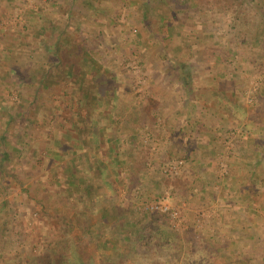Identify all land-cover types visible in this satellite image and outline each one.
I'll return each instance as SVG.
<instances>
[{"label":"rangeland","instance_id":"rangeland-1","mask_svg":"<svg viewBox=\"0 0 264 264\" xmlns=\"http://www.w3.org/2000/svg\"><path fill=\"white\" fill-rule=\"evenodd\" d=\"M85 1L93 8L78 25L60 10L69 0H0V264H40L61 242L70 264L219 263L213 248L186 249L203 238L229 246V263L264 264V0ZM176 65L189 67L190 85L216 69L220 100L205 88L189 115L193 89L178 87ZM80 145L116 185L94 177L80 151L88 201L61 177ZM64 149L72 154L53 168ZM167 214L172 244L154 238ZM133 217L142 236L113 225Z\"/></svg>","mask_w":264,"mask_h":264},{"label":"trees","instance_id":"trees-1","mask_svg":"<svg viewBox=\"0 0 264 264\" xmlns=\"http://www.w3.org/2000/svg\"><path fill=\"white\" fill-rule=\"evenodd\" d=\"M202 1H204V0H201V2ZM219 2H221L220 0H216V6H219ZM215 6V5H214ZM83 53H85L86 54V56L85 57H87L88 59H90L92 62H95V59H94V55H91V54H93V53H91V51H88V50H84V52ZM187 66V65H186ZM185 65H183V66H181V67H183L184 69H185V67H186ZM70 68V67H69ZM61 71V70H60ZM62 71H63V69H62ZM69 71V72H68ZM70 70H66V73L69 75L70 74ZM186 72H188V73H186ZM184 73L188 76L189 74H190V72L189 71H184ZM50 77H53V74H51V73H49V72H45V73H43V77H42V81H44V80H47V78H50ZM55 77V76H54ZM77 80H78V78H76ZM76 79H73L72 81H74V80H76ZM76 80V81H77ZM58 82H60V81H58ZM150 99H152V101L153 102H155V98H153V97H150ZM147 111H148V115L150 116V115H152V109L151 108H149L148 109V107H147ZM7 134H4L3 136H2V140L4 141V143L8 140V138H7ZM36 135H33L32 136V134L31 135H28V138L30 139V138H32V137H35ZM23 138V137H22ZM23 139H25V138H23ZM20 140V144H21V141H22V139H19ZM32 140H34V141H36V139H34V138H32ZM17 141L18 140H16V141H14L13 143H12V145L14 146V147H16L17 149H19V148H23V145H20V144H18L17 143ZM28 148H29V152H30V154H28V155H32V157L34 158L35 157V155L37 156V153L39 152L38 151V149H37V147H35V145L31 142V144H29V146H28ZM85 148L86 147H84L83 145H80L77 149H75V150H77L76 152L74 151V154L76 155V156H74L73 158H71L64 166H62V170L61 171H64V175H61V173H60V175H61V177H65L66 175H65V172L66 173H68L69 174V177H70V181H69V183H68V186L69 185H77L78 187H79V193H78V195L80 196L79 198H80V200H84V201H88L90 198H92L93 196H95V192H93V182H91L90 180H89V178H87L85 175H83L82 173H83V169H82V167L81 166H77L76 164H74L75 163V161H78L79 159H80V156H79V152L81 151L82 153H83V151H84V153H83V155L82 156H84L83 157V159H85V160H87L88 159V164H89V169L91 170V171H93V176L94 177H96V178H99L100 176H103V175H101V174H104V184L108 187V188H115L116 187V185L113 183V182H110V181H108V180H106L105 181V178L106 179H109L110 180V173L108 172V170L105 168V164H104V168H101V166H100V161H98V159L93 155V154H91V153H89V152H85ZM16 151H19V150H16ZM51 151V150H50ZM52 152V151H51ZM1 153H2V157L3 158H5L6 157V159H8V158H10V156H11V150H9V149H7V148H4V149H1ZM42 154H43V151L41 152ZM86 153V154H85ZM53 154H54V156H53V160H56V162H55V164H54V161L52 162V164H53V168H55L56 169V166L54 167V165H56L57 164V162H58V160L59 159H63L65 156H70L71 154H72V151H70V150H62V152H55V151H53ZM108 154H112V161H120V157H121V155H119V151L115 148V146H114V148H109V151H108ZM90 155V156H89ZM32 158V159H33ZM72 159H74V160H72ZM30 160L31 159H27V162L26 163H30ZM52 164L50 163V165L52 166ZM87 168V167H86ZM57 169H59V168H57ZM85 169V168H84ZM106 170V171H105ZM57 171V170H56ZM87 171V170H86ZM57 172H59V171H57ZM59 175V174H58ZM58 175H56V176H58ZM56 176H54V177H56ZM67 177V176H66ZM76 178H78V180H76ZM65 186V185H64ZM67 186V187H68ZM66 187V186H65ZM69 197H74V195H72V193L70 192V194H69ZM105 198V197H104ZM114 207V206H113ZM104 213H108L107 211H104ZM169 216H168V214L167 215H165L163 218H162V220H163V222H161L162 224H160V227L159 228H157V230H160L159 231V234H156L155 236H154V238L156 237H158L159 238V240H158V242H162L163 244L164 243H173V241H175L174 239H176V237L173 235L174 234V232H172L171 230H170V225L168 224V218ZM104 218H105V214H104ZM132 218V217H131ZM80 219V218H79ZM133 219H135L134 217H133ZM133 219H130V220H124L125 222L124 223H122L121 221H116L115 222V224H113L114 225V227H118V228H121V226H126L127 224H130V225H134V226H136L137 228H138V222H137V220L135 219V220H133ZM117 220V219H116ZM148 227H150L151 226V224H149V225H147ZM138 235L139 236H142V230H139V228H138ZM204 240H205V238H203ZM199 240H201V239H199ZM204 240H202L201 241V245H199V247L197 248L195 245L194 246H191V245H189V243L190 242H188V240H187V242H186V245H187V250H189V252H193V251H196L195 252V254H197V255H203V254H205V255H207V253L208 254H210L212 257H214V255H213V253H212V251H209V248H213L215 251H219V253H220V258H221V260H220V262L218 263L217 262V264H233V263H229L230 262V260H229V258L226 256V253L225 252H227V251H229V246L228 247H226V248H224V247H221V246H215L213 243H210V245H209V243L208 242H206V241H204ZM181 242H182V240H181ZM180 242V243H181ZM62 243V244H61ZM60 243V245H57V250L56 251H54L53 252V254H54V257H53V255H52V253H50V255H45L42 259H41V263L40 264H68L69 262H70V256H69V249H68V247H67V243H65V242H61ZM149 243V242H148ZM151 243V242H150ZM156 243V242H155ZM179 243V245H180V247H178V248H181V249H183L182 248V245ZM158 243H156V244H153V245H149L153 250H155V249H157V247H156V245H157ZM204 244V245H203ZM147 247L146 248V253L147 252H149V251H152L151 249H150V247ZM200 248L202 249V251L200 250ZM217 248V249H216ZM81 251V250H80ZM145 253V254H146ZM166 262V263H165ZM164 262V264H169L170 262L169 261H165ZM207 262H202V263H200V264H206ZM70 264V263H69ZM79 264H86L85 263V261H84V259L81 261L80 260V262H79ZM208 264H210V263H208ZM261 264H263V263H261Z\"/></svg>","mask_w":264,"mask_h":264},{"label":"crops","instance_id":"crops-1","mask_svg":"<svg viewBox=\"0 0 264 264\" xmlns=\"http://www.w3.org/2000/svg\"><path fill=\"white\" fill-rule=\"evenodd\" d=\"M101 4H103L102 2L100 3V4H95L98 8L100 7L99 5H101ZM102 7H104V6H102ZM89 8H93L92 7V5L89 3V2H86L85 0H69V2L66 4V6H64V7H61V9L60 10H63L64 12H66L68 15H70V17L72 18V19H74L76 22L74 23V24H78V23H80V21H82V19L81 18H79V19H77L76 17H74V16H76V15H81V14H85L86 13V11L85 10H87V9H89ZM81 12V13H80ZM77 21H78V23H77ZM86 21H87V19H86ZM79 25V24H78ZM45 31V30H44ZM61 37V36H60ZM64 40H69V38L68 39H66V38H62L61 37V42L62 41H64ZM58 43V42H57ZM59 44V43H58ZM60 49H62V48H59L58 47V45L56 46V52L57 51H59ZM92 53V52H91ZM212 53H214V51L212 52ZM83 55L84 56H86V54L85 53H83ZM91 55H93V54H91ZM89 62L91 63V60H89ZM56 64H54V66H55ZM186 69H189V67L188 66H186L185 67V69L183 68V67H181L180 65H176V66H173V67H171L170 69H169V71L171 72H174V71H178L179 72V77L178 78H180V77H182V79H183V81H182V79L180 80V81H178V87L179 86H181L182 88H184V85H190V83H188L189 81V78H188V76L184 73V71H189V70H186ZM217 72V70L215 69V70H211V72L210 71H208V73L209 74H207V76L209 77V76H211V77H213L212 78V80H205V78H202L201 79V76H199L198 74L197 75H194V77H192L193 78V82H192V85H190L189 87H190V90L191 89H193V90H191L190 91V95H191V103H192V108H191V113L190 112H188V114L189 115H191V114H193V110H194V105H196V104H194V103H196V102H201V103H205V95L203 94V91H205V88H207V89H210V90H212L213 91V94L215 95V94H217V95H215L216 96V99H218V100H220L219 99V97H218V95H222L223 94V91L224 90H222L221 88H220V85H218V83H216V82H213V83H211V86H210V83L209 82H211V81H214L213 79H214V77H215V73ZM186 73H188V72H186ZM193 75V74H192ZM187 77L188 78V80L187 81H184V78L185 77ZM176 81H173L172 83H170L169 81H168V83L167 82H165L164 84H163V89L166 91V92H168V91H170V89L172 90L173 89V87H175L174 85H176V83H175ZM180 83V84H179ZM156 87H157V85H156ZM161 89V88H160ZM157 90H158V87H157ZM174 90V89H173ZM213 95V96H214ZM153 96V95H152ZM196 112L197 113H200V114H202L203 116H202V120L203 119H205L204 117V115H206V114H208V112L206 113V110L205 109H203V110H200V111H198V110H196ZM210 113V112H209ZM215 115H218L219 116V114L218 113H215ZM184 117H186L185 119H187V118H189V116H184ZM173 118V117H172ZM222 118V117H221Z\"/></svg>","mask_w":264,"mask_h":264}]
</instances>
